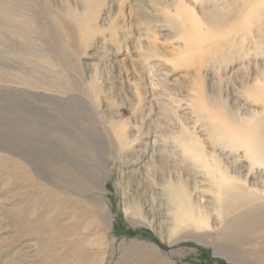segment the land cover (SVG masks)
<instances>
[{
  "label": "rangeland",
  "instance_id": "rangeland-1",
  "mask_svg": "<svg viewBox=\"0 0 264 264\" xmlns=\"http://www.w3.org/2000/svg\"><path fill=\"white\" fill-rule=\"evenodd\" d=\"M98 1L99 8L86 11V0H0V70L10 73L9 80L0 73V264H237L196 241L200 235L216 238L232 227L237 214L227 216L234 196L228 198L221 188L222 224L210 230L218 218L213 194L218 184L208 183L209 196L202 192L200 199L215 204L210 206L208 226L193 239L163 244L156 235L158 212L145 202L151 191L140 186V175L131 176L123 201L117 180L128 165L109 142L116 128L126 129L132 140L155 128L158 121L177 131L180 110L172 102L184 101L183 87L201 65V55L213 58L209 69L214 71L208 74L225 104L233 106L236 101L240 116L263 111L264 98L250 91L260 85L264 24L239 23L243 18L238 8L214 0ZM143 5L152 6L155 18L140 13ZM178 5L185 6L186 17H177ZM68 10L86 13L92 21L94 34L88 42L72 39ZM212 11L222 16L221 22L231 21L229 34L215 37V33L214 44L205 48L192 38L191 29L196 27L193 21L204 20L203 14ZM5 12L14 18L4 17ZM145 18L149 25L140 26L138 21ZM173 20L179 23L175 35L163 39L159 25ZM144 37L151 40V48L141 42ZM58 80H74L79 86L66 95L43 90L56 86ZM244 85L243 95L236 96V88L242 90ZM187 131L197 135L191 128ZM61 135L85 149L68 147ZM204 148L211 150L207 144ZM235 152L227 149L224 160L233 161ZM61 164L90 179L95 167L93 182L102 180L100 189L57 193L62 183L53 167ZM94 192L106 205L108 224L103 226L93 221L87 202ZM127 206L139 212L130 215L136 225L125 218Z\"/></svg>",
  "mask_w": 264,
  "mask_h": 264
},
{
  "label": "bare ground",
  "instance_id": "bare-ground-1",
  "mask_svg": "<svg viewBox=\"0 0 264 264\" xmlns=\"http://www.w3.org/2000/svg\"><path fill=\"white\" fill-rule=\"evenodd\" d=\"M214 1L220 5L229 4L238 8L240 16L243 18L239 23L257 26L264 24V16L260 15L264 0ZM86 3L88 4L86 11L99 8L98 0H86ZM150 7L148 9L143 5L142 9L140 8V13L143 15L148 13L152 18H155L157 12H154L151 5ZM176 13L177 17L181 18L186 17L188 11L184 5H178ZM65 15L72 39L88 42L94 31L91 30L92 21L87 20V14L81 16L68 10ZM3 16L9 19L14 18L6 12L3 13ZM203 18L202 21H193L196 27L191 29L192 38L199 39L203 47L206 48L214 44L215 33L218 34L215 37L229 34L227 28L231 21L228 24L221 22L222 16L214 11L205 12ZM176 21L178 20L170 21L167 23L168 25L164 23L159 25L163 39L173 38L175 35L173 29L177 30L179 27V23ZM181 22L185 23L183 20ZM149 23L146 18L138 21L140 26H148ZM49 32L52 33V31ZM235 38L236 36L233 39ZM141 42L147 48H151V40L148 37L141 39ZM262 42L264 44V40ZM258 44L261 46V43ZM185 48L188 49L190 46L185 45ZM260 48L264 51V45ZM262 56L264 57V55ZM199 60L201 65L196 68V72L190 77L188 84L183 87L187 89L183 96L184 101L173 100L172 102V105L178 106L180 110V116H176L175 120L177 131H172V128L170 130L171 124L161 121L157 122L155 128L151 127L152 129L142 135H135L132 140L124 128H116L113 131L112 137L115 140L110 136L109 143L116 146V151L122 154L123 160L125 159L124 164L128 165V170L121 172L120 180L118 179L117 183L123 188L124 201L125 188L131 176L140 175L142 177L143 184L140 186L145 185L144 191L147 189L151 191V197L145 195V202L149 208L158 212L157 220L160 224V231L156 232V235L163 244L170 246L176 244L179 239H193L197 234H201L208 226L207 219L211 205L217 204L218 218L208 228L215 230L220 227L222 215L219 198L223 193L221 188H224L228 198L235 197L231 205V213L227 216L228 219L232 218L233 214H237L234 216V221H231L232 227H228L226 232L219 234L216 238L203 239L200 235L196 241L210 246L217 257L224 258L229 262L264 264V110L251 116H240L236 112L235 104L237 102L235 101L233 106L225 104L222 92L216 88L217 85L213 81V75L209 76L208 74L209 71H214L209 69L213 58H205L201 55ZM261 65L263 69L257 76L260 85L250 91V94L264 98V62ZM239 71H241V67L236 68L230 76ZM0 73L3 77H6V74L7 78L4 79L9 80L10 73L2 70ZM56 84L54 87H43V90L66 95L69 90L77 89L79 86L74 80ZM245 87V85L242 86V90L236 88V96L241 97ZM161 116L158 115L159 120ZM89 117L87 116V118ZM189 128L196 131L197 135H190L187 131ZM106 129L105 126V131H103L105 143L109 138V132ZM59 138L68 147L79 151L85 149L65 135H61ZM206 144L211 149L210 151L204 148ZM227 149H231V153L232 150H236L233 154V161L224 160ZM93 169V179H90L75 171L76 169L74 170L68 164H61L59 168L54 166L53 171L60 176L62 183L60 188L56 187L57 193L63 195V190L64 192L69 190L74 193H83L85 190L93 192L100 189L99 183L101 184L102 180L98 184H94L93 180L97 177V170L95 167ZM213 181L218 184L213 193L216 196L215 204L211 199L204 198L201 201L202 197L209 196L207 194L209 189L206 186ZM192 182L196 187L192 186ZM201 186H203L202 189ZM202 192L204 196L201 194ZM97 193H89L87 202L93 221L99 226H103L108 224L105 218L107 216L106 205L98 199ZM195 193L198 194L196 200L193 198ZM124 215L130 223L137 224L130 220V215L139 216L135 207L127 206Z\"/></svg>",
  "mask_w": 264,
  "mask_h": 264
}]
</instances>
